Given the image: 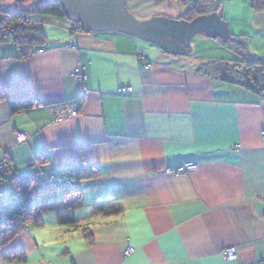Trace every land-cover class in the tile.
<instances>
[{"label":"crops","instance_id":"crops-1","mask_svg":"<svg viewBox=\"0 0 264 264\" xmlns=\"http://www.w3.org/2000/svg\"><path fill=\"white\" fill-rule=\"evenodd\" d=\"M218 1L229 34L244 36L247 51L264 58V0ZM183 5L126 0L139 20L180 18ZM47 19L46 41L29 56L0 41V160L10 173L54 179L94 165L98 174L80 181L82 204L74 210L91 240L77 227L61 233L55 213L44 211L0 249V264L264 260V93L197 71L237 58L225 40L197 34L188 55H175L120 31ZM77 70L82 81L73 77ZM67 108L77 115L56 119ZM17 132L26 138L16 141ZM188 161L196 167L167 171ZM17 198L14 179L1 180L0 205ZM106 199H117L121 211L93 214L92 204ZM52 239L58 242L48 245ZM128 246L134 250L124 255ZM230 246L232 260L223 255Z\"/></svg>","mask_w":264,"mask_h":264},{"label":"trees","instance_id":"trees-1","mask_svg":"<svg viewBox=\"0 0 264 264\" xmlns=\"http://www.w3.org/2000/svg\"><path fill=\"white\" fill-rule=\"evenodd\" d=\"M176 1L187 6L180 16L186 20L200 14L217 12L219 7L218 0ZM48 16L64 18L76 29L84 31L79 23L66 17L60 2L43 3L35 0L30 8L7 9L0 14V41L15 42L19 46L21 57L29 56L46 41L44 24L48 22ZM2 27L6 32L1 31ZM225 43L237 58L231 64L223 60L209 61L198 66L197 71L215 79L241 85L259 94L264 93V58L247 51L244 36L230 34ZM98 171L94 165L85 162L62 170L56 179L52 178L53 174L17 175L7 171V168L0 170V181L14 179L18 192L17 199L0 205V249L21 229L25 221L39 219L44 211H53L60 225L77 227L83 218L76 216L74 212L82 204L79 183L84 178L96 176ZM121 209L122 204L117 199L100 200L92 204L93 214L117 213ZM90 234L86 232L89 241ZM13 257L21 260L24 255L17 252Z\"/></svg>","mask_w":264,"mask_h":264},{"label":"water","instance_id":"water-1","mask_svg":"<svg viewBox=\"0 0 264 264\" xmlns=\"http://www.w3.org/2000/svg\"><path fill=\"white\" fill-rule=\"evenodd\" d=\"M40 1L60 2L66 17L86 32L120 31L175 55H188L191 40L197 34L223 40L230 35L227 23L217 12L200 14L191 20L161 15L139 20L128 10L126 0Z\"/></svg>","mask_w":264,"mask_h":264},{"label":"built area","instance_id":"built-area-1","mask_svg":"<svg viewBox=\"0 0 264 264\" xmlns=\"http://www.w3.org/2000/svg\"><path fill=\"white\" fill-rule=\"evenodd\" d=\"M1 31L6 32V29L4 27H2ZM143 67L150 68L151 67L150 62H144ZM73 77L77 81H82L85 78L83 73H81V71H79V70H77L75 73H73ZM76 115H77L76 109L67 108V109L61 110L57 114L56 119H65V118L74 117ZM260 135L262 138V144L264 145V128L260 130ZM14 137H15L16 141L21 142L26 138V135L24 133L17 132V133H15ZM1 164L3 165L4 168L7 166L5 161H4V163L1 162ZM195 167H196V164L193 161H188V162L182 163L180 165H177L175 167L168 168L167 171L172 173V174L178 175L179 173H182V172H185L188 170H192ZM133 250H134V248L132 246H128L123 251V254L129 255L130 253L133 252ZM223 255L225 258H227L229 260L234 259L235 258V248L233 246L226 247L223 250ZM247 264H264V260H256V261H253V262H250Z\"/></svg>","mask_w":264,"mask_h":264},{"label":"rangeland","instance_id":"rangeland-1","mask_svg":"<svg viewBox=\"0 0 264 264\" xmlns=\"http://www.w3.org/2000/svg\"><path fill=\"white\" fill-rule=\"evenodd\" d=\"M9 1L10 0H0V14H3L5 11H7V9L16 10V9L30 8L35 0H15V1H12L11 3ZM47 27H50V26H47ZM144 43H146V42H144ZM4 161H5L4 159L0 160V170H6V168H7V166L4 168L3 165L1 164V162L4 163ZM74 228H76V227L64 226L63 231L61 233H64L65 232L67 234H70V233H72L75 230ZM76 229L78 231H80V232L83 231V233L88 232V230L85 229L84 225H82L80 227H77ZM57 232L58 231H56V233ZM52 237H55V236L52 235ZM53 240H54V242L48 243V245L55 244V243L58 242V241H55V239H52V241Z\"/></svg>","mask_w":264,"mask_h":264}]
</instances>
